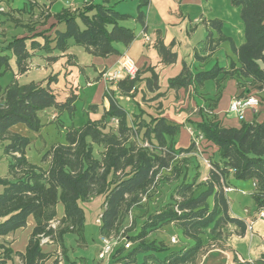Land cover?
I'll return each mask as SVG.
<instances>
[{"label": "trees", "instance_id": "16d2710c", "mask_svg": "<svg viewBox=\"0 0 264 264\" xmlns=\"http://www.w3.org/2000/svg\"><path fill=\"white\" fill-rule=\"evenodd\" d=\"M231 1L241 7L245 24L246 41L234 47L239 64L232 62L228 68L216 65L193 73L185 62L182 72L170 79L169 87H188L206 80H216L221 85L233 78L239 87V97L264 88V0ZM149 3L150 0L139 2L137 19L142 24H145L143 9ZM55 17L65 23V29H57L54 36L49 30L33 33L31 27L33 34L15 36L0 46V78L11 69L13 57L19 73L24 74L32 67V58L38 51L64 52L74 43L95 56L108 57L121 53L119 44L129 46L136 38L135 30L122 24L132 16L108 2L68 7ZM211 24L221 28V21L213 20ZM204 44L205 48L214 47L211 33ZM154 46L164 64L176 62L177 52L160 34ZM48 59L57 57L49 55ZM148 69L151 76L146 78V85L155 91L159 89V77L152 67ZM141 73L138 70L134 78L127 76L119 80L116 84L119 93L134 94ZM57 77L58 74H51L41 80H15L4 90L0 84V142L4 153L11 157L8 174L0 176L3 186L0 264H12L15 256L21 258L22 264H45L51 254L44 251L43 239L61 242L65 251L69 233H76L83 240L82 202L95 197H101L103 202L101 236L119 233L130 212L148 203L151 189L157 183L174 185L169 201L150 213L136 234L125 236L132 245L129 248L125 243L117 245L111 262L117 254L123 264H190L197 260L208 242L224 239L228 225H236L243 234L247 223L231 212L225 190L231 187V176L256 182L252 193L255 210L258 214L264 210V123L243 120L240 127L225 126L214 112L222 89L200 108L201 121L192 124L195 134L203 135L200 151L194 138L188 147L176 146L179 124L140 107L130 112L109 88L105 92L109 107L101 117H89L81 127H71L66 131L64 142L52 144L39 163L31 161L27 154L31 137L12 131V127L25 124L38 132L43 126L40 113L45 109L55 107L58 112L55 118L64 110L74 112L78 95L71 93L59 100L52 87ZM96 109L97 105L91 104L88 112ZM210 147L216 151L210 152ZM198 153H207L211 164L207 178L202 181ZM59 203L64 205L65 214L54 228L51 222L57 217ZM30 216L34 217L35 226L28 245L24 252L16 251L5 237L27 226ZM172 223L181 229L184 240L189 241L177 250L171 249L164 239L150 238L154 231ZM66 257L68 264L76 262ZM261 258L264 263V254ZM52 264L60 262L55 260Z\"/></svg>", "mask_w": 264, "mask_h": 264}, {"label": "crops", "instance_id": "0c3cea01", "mask_svg": "<svg viewBox=\"0 0 264 264\" xmlns=\"http://www.w3.org/2000/svg\"><path fill=\"white\" fill-rule=\"evenodd\" d=\"M14 2L15 0H0V8L4 9H0V11L5 14V17L0 18V46L7 44L15 36L31 35L42 30H49L48 33L54 36L57 29H65V23L58 22L55 14L68 7L83 6L87 2H108V4L114 5L118 11L130 14L132 17L122 21V24L133 28L136 38L129 46L119 44L121 53L108 57L95 56L86 50L91 57L90 64L80 63L79 51L81 48L78 46L82 45L74 43H71L69 49L64 52L57 50L52 53L38 51L32 58V67L24 74L19 73L13 57L11 69L0 78L3 90L11 82L15 80L23 82V79L28 78L37 68H42L45 70L46 76L44 78L51 74H58L57 81L52 84V87L59 100H64L71 93L79 95L78 80L82 75H85L87 86L97 85L92 100V104H96L97 109L90 112V118H99L108 109L109 99L105 97V92L110 88L130 112L137 111L140 107L152 115H160L170 122L179 124L181 128L175 137L176 146L188 147L193 140L192 124L202 119L199 114L200 108L205 107L208 100L214 99L217 91L222 89L214 112L225 126H241L243 120H240L236 114L229 112L231 101L239 93L235 79L228 78L221 85H218L216 80H206L202 84H191L188 87H169L170 79L182 72L185 62L193 73L208 70L216 65L228 68L232 62L236 65L239 64L234 47L238 48L246 41L245 24L241 15V7L234 5L231 0H150L149 5L143 9L145 24L140 23L137 19L140 0H24L22 7H17ZM6 4L8 7L4 6ZM26 12L29 13L27 18L31 16V23L20 21V18L26 16L24 15ZM19 14H23L22 17ZM213 20L221 21L220 29L213 27L211 24ZM31 27L34 30L33 33H31ZM143 32L151 37L150 42H145ZM209 33L214 38L213 48H205L204 40ZM159 34L164 42L172 44L173 49L177 52L176 62L168 65L162 62L154 46ZM124 54L129 55L142 72L137 91L127 96L119 93L116 84H108L101 76L104 70L117 68ZM49 55L56 56L57 59L49 60ZM33 63H37L38 67H35ZM149 67H152L159 77V89L155 91L149 90L146 85V78L151 76ZM30 80L32 79H27L25 82ZM252 92L254 95L258 93L256 96L260 103L256 107L246 109L244 121L264 123V88L259 92L255 90ZM50 109L49 117L54 119L58 114L57 109L55 107ZM12 131L25 136H29L28 134L31 132L25 124L13 126ZM209 150L215 152L216 148L210 147ZM216 156L217 153H215L214 158ZM207 158V153L204 155L197 154L200 170L204 167L207 171L203 175V180L207 178L210 168L205 161ZM234 182L236 184L243 183L231 176L230 186L233 190L227 191L228 194L236 188L233 185ZM251 183L254 185V191L256 182L251 180ZM169 199H166L164 203H167ZM157 200L159 202L156 203L160 205L161 199L157 198ZM154 203V201L149 200L143 209H138L145 213L142 219L145 220L153 212ZM231 212L245 220L247 223L246 231L240 234L236 225H228L225 230L226 235L220 241L221 247L206 252L198 264H264L261 258L264 254V219L259 217L256 210L253 211L252 209L245 208L241 215L231 207ZM64 214V205L59 203L55 220L61 219ZM171 225L173 226L174 223ZM34 226L35 219L30 216L27 226L10 233L5 239L14 250L24 252ZM54 242L50 239L47 245L42 243L44 251L51 254L56 246ZM188 242L186 240L185 244ZM131 245V242L128 246L125 244L126 248ZM51 260L52 256L45 264H51ZM108 263L109 261H107Z\"/></svg>", "mask_w": 264, "mask_h": 264}, {"label": "rangeland", "instance_id": "374dc122", "mask_svg": "<svg viewBox=\"0 0 264 264\" xmlns=\"http://www.w3.org/2000/svg\"><path fill=\"white\" fill-rule=\"evenodd\" d=\"M14 4L17 7H22L24 4V0H15ZM4 6L8 7L7 4ZM27 12L24 14L26 15L25 16L26 18L22 17L23 14H19L20 17H22L20 18V21L31 23V16L27 18L29 16V13ZM3 17H5V14L0 11V18ZM78 48H81L80 49L81 51H79L80 63L90 64L91 57L88 55L89 53H87L85 47L78 46ZM33 64L35 65V67H38L37 63H33ZM44 73H45L44 69L37 68V70L33 71V73L28 78L25 77L23 79V82H25L27 79H36V80L44 79V77L46 76ZM78 84L80 85V88L78 89L79 95L75 102L74 112H70L69 110H64L60 113V115H58L57 118L54 119H51V117H49L48 112L51 111L50 108H47L40 113V119L43 124L42 128L38 132L31 131L28 134L32 140L27 149V154L31 161L39 163L42 159L43 154L46 152L47 149H49L52 146V144H54L55 142H64L66 140L65 135L67 130H69L71 127L74 128L81 127L89 118L90 112H88V109L89 106L92 104V100L95 96L97 85L87 86V78L85 75H82L80 80H78ZM10 161H11V157L4 153L3 143L0 142V176H6L8 174ZM199 172H200L199 179L200 181H202L204 177L203 175L207 171L203 167ZM193 173H194L193 170H191V175ZM240 182L243 183L236 184L234 182L233 185H235L236 188L234 189V191L230 192L228 196L230 199L231 207H233L234 210L238 211L242 215V212L245 208L252 209L254 211L256 205L252 195L254 185H252L251 180H240ZM173 188L174 185H171L169 183L166 184L157 183L154 185V187L151 189L150 192L151 194L150 200L155 202L153 204V212L159 210L161 206L165 204L164 202L166 199L167 200L169 199ZM2 189L3 186L0 185V192L2 191ZM157 198L161 199L162 203L160 205L156 203L159 202ZM102 204L103 202L101 197H95L89 201L82 202V206L84 208V213H85V222H84V231H83L84 239L81 240L79 235L76 233H69L65 241L66 242L65 246L67 251L64 250V246L61 242H54L56 246L53 248V251L51 253L52 263L55 260H59L60 263H69L66 257V255H68V258L70 260L76 261L75 263L72 264H107V260L97 259L98 258L97 254L102 244V240H101L102 236L100 234V223L97 221V219L101 216L103 211ZM143 208L144 206L139 208L138 207L134 208L132 212H130V214L126 217L123 224L121 225L120 232L115 235H119L122 231H124V233H122L123 236L136 234L139 231L142 222H144V219L142 218L144 217L145 213H143V211L138 210ZM58 220L52 221L51 225L53 224L55 225V228H57ZM174 235H176L179 238V241L177 243H173L171 241V237ZM151 237L166 240L169 243L170 248L173 250H177L181 248L183 245H185V240L183 238L182 231L180 228L177 227L176 224H174L173 226L171 224H168L163 229L154 231L150 235V238ZM43 241H44L42 242L43 245H47L50 241V238L48 239L45 238L43 239ZM221 245H222L221 242H212V241L208 242L207 245L200 252L197 260L190 264H198L199 260L202 258V255H204L209 250L221 247ZM111 260L112 259L109 260L108 264H119V263L123 264V262L120 261L117 254H115L112 262ZM12 264H22L21 258L15 256Z\"/></svg>", "mask_w": 264, "mask_h": 264}, {"label": "built area", "instance_id": "2783aa9c", "mask_svg": "<svg viewBox=\"0 0 264 264\" xmlns=\"http://www.w3.org/2000/svg\"><path fill=\"white\" fill-rule=\"evenodd\" d=\"M1 10H4L3 8H0ZM143 38L145 42H150L151 37L146 33L143 32ZM139 68L137 64L134 62V60L127 54H124L119 62V65L117 68L104 70L101 74L102 78L105 82H107L110 85L117 84V82L127 76L130 78H134L138 72ZM109 89V88H108ZM260 103L259 98L252 94L249 96L239 97L235 96L233 100L230 103L229 106V112L236 114L240 120L245 119V111L248 107H256ZM117 122V121H116ZM191 134L193 138L195 139L196 146L198 150H201V142L203 140V135H196L194 130L191 129ZM206 163L211 166L208 159L205 160ZM226 191L233 190L232 187H225ZM144 200L146 198L144 197ZM259 217L264 219V210L259 212ZM97 221L101 222V216L97 219ZM52 226L55 228V225L52 224ZM124 231H122L119 235H112V236H102V244L100 247V250L98 252V258L99 260H107L109 261L111 259V256L120 243H125L126 246L129 245L128 240L125 236L122 235ZM171 241L173 243H177L179 241V238L174 235L171 237Z\"/></svg>", "mask_w": 264, "mask_h": 264}]
</instances>
